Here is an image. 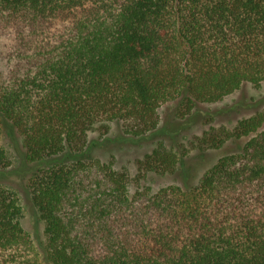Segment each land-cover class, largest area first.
<instances>
[{"label":"trees","instance_id":"16d2710c","mask_svg":"<svg viewBox=\"0 0 264 264\" xmlns=\"http://www.w3.org/2000/svg\"><path fill=\"white\" fill-rule=\"evenodd\" d=\"M0 35V137L20 139L23 163L0 139V264H43L10 175L26 180L50 264H264V109L205 131L211 148L256 134L189 188L130 194L128 168L98 157L26 168L84 152L96 125L142 137L167 101L182 97L184 118L261 87L264 0H0ZM138 163L139 178L172 173L178 155L161 141Z\"/></svg>","mask_w":264,"mask_h":264},{"label":"rangeland","instance_id":"374dc122","mask_svg":"<svg viewBox=\"0 0 264 264\" xmlns=\"http://www.w3.org/2000/svg\"><path fill=\"white\" fill-rule=\"evenodd\" d=\"M7 41L6 37L0 35V85L7 73V65L3 58ZM181 100L182 97H179L163 103L159 108L158 127L145 136L134 137L125 134L118 120L110 123L106 133H103V128L96 125L89 131V145L84 152L66 153L46 159L39 164H28L26 168L34 172L46 164L57 161L98 157L103 161L113 159L115 168H128L131 175L130 194L144 187L150 188V191L155 193L170 184L189 188L196 185L220 157L241 150L246 141L256 134L253 132L238 139H230L219 148L200 144V138L212 126L233 128L241 119L248 118L264 109V83L259 88L251 83H244L240 89L215 103L198 102L193 111L184 118L178 114ZM262 129H264V123L258 130ZM0 139L8 151L13 169L21 167L23 163L19 155L20 139L12 138L5 131L1 133ZM161 141L178 155L175 171L166 174L149 172L145 178H139V159L151 152ZM4 181L19 193L23 207L21 221L34 241L35 255L43 264H50L47 259L45 224L31 200L26 180L10 175Z\"/></svg>","mask_w":264,"mask_h":264}]
</instances>
